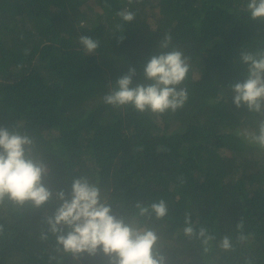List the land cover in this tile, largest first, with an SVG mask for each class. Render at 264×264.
<instances>
[{"label":"trees","instance_id":"16d2710c","mask_svg":"<svg viewBox=\"0 0 264 264\" xmlns=\"http://www.w3.org/2000/svg\"><path fill=\"white\" fill-rule=\"evenodd\" d=\"M247 3L0 0V125L34 139L31 155L47 165L53 193L87 176L114 215L156 232L168 264H264V149L238 134L255 131L258 117L237 108L231 91L246 78L241 51L264 50V21L250 18ZM126 7L132 22L117 15ZM81 35L100 42L95 53ZM165 35L168 50L190 58L185 105L155 115L106 104L129 68L133 86L148 83L144 65ZM160 199L165 217L139 214L137 204ZM58 205L0 204V264H110L102 252L77 260L56 250L52 234L41 238ZM185 213L215 239L185 236ZM226 235L230 251L219 246Z\"/></svg>","mask_w":264,"mask_h":264},{"label":"clouds","instance_id":"9594fccd","mask_svg":"<svg viewBox=\"0 0 264 264\" xmlns=\"http://www.w3.org/2000/svg\"><path fill=\"white\" fill-rule=\"evenodd\" d=\"M133 2L128 0L129 4ZM247 11L253 21H264V0H248ZM117 15L124 22L135 19V13L127 7ZM171 41V35H165L159 43L161 50L144 65L148 83L133 86L137 72L131 67L103 97L104 102L118 108L131 105L141 113L150 111L155 115L182 108L188 100V91L180 85L190 71V58L176 48L168 50ZM79 42L87 55L95 53L100 46L98 40L87 35H81ZM240 62L246 69V78L232 84L233 103L237 108L247 107L258 119L255 131L238 134L249 144L264 149V50H242ZM33 146L34 139L26 132L0 125V204L5 200L20 206L31 202L33 208L41 209L53 199L59 201L54 213L45 217L47 230L41 232V238L46 240L52 234L56 250L74 259L79 260L85 254L96 257L102 252L110 264H168L167 257L157 248L156 232L114 215L111 205L104 202L99 185L87 176L74 178L70 193L64 190L53 193L44 182L49 169L33 158ZM137 208L141 216L154 213L161 219L168 214V204L163 199L149 205L137 204ZM184 224L185 236H196L205 245L215 239L206 226H200L197 231L189 213H185ZM237 228L242 229L243 223ZM239 239L244 241L247 237L241 233ZM219 246L225 251L232 250V238L224 236Z\"/></svg>","mask_w":264,"mask_h":264}]
</instances>
